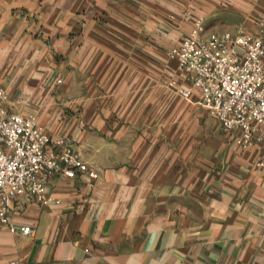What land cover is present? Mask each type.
<instances>
[{
  "label": "crops",
  "instance_id": "0c3cea01",
  "mask_svg": "<svg viewBox=\"0 0 264 264\" xmlns=\"http://www.w3.org/2000/svg\"><path fill=\"white\" fill-rule=\"evenodd\" d=\"M222 2L245 21L258 0H0L5 105L71 135L99 174L16 200L0 264H264V143L243 148L163 81L188 13L236 30L206 23Z\"/></svg>",
  "mask_w": 264,
  "mask_h": 264
},
{
  "label": "built area",
  "instance_id": "2783aa9c",
  "mask_svg": "<svg viewBox=\"0 0 264 264\" xmlns=\"http://www.w3.org/2000/svg\"><path fill=\"white\" fill-rule=\"evenodd\" d=\"M186 16L192 29L167 51L177 68L163 81L204 107L226 132H235L243 148L264 143V12L256 15L255 31H208L203 16ZM6 98L0 88V228L9 224V208L22 196L43 203L54 200L46 196L49 177L99 176L71 135L53 134L35 115L11 111ZM256 167L264 171V152ZM21 231L32 234L35 229L25 226Z\"/></svg>",
  "mask_w": 264,
  "mask_h": 264
},
{
  "label": "rangeland",
  "instance_id": "374dc122",
  "mask_svg": "<svg viewBox=\"0 0 264 264\" xmlns=\"http://www.w3.org/2000/svg\"><path fill=\"white\" fill-rule=\"evenodd\" d=\"M257 1V0H254ZM262 2V0H258V2L253 3L255 4V8H257L256 10L254 9V12L252 13V17L250 19H247L245 21H243L244 19L241 16V13L238 12L235 7L230 4V3H220L218 5H215V9L212 12H209L207 15L208 19H207V24L208 25H213V24H217V25H221V26H234L233 28H235L236 30L239 28H243L245 30H251L247 28V25L249 22L251 21H255L256 20V15L259 12H264L261 10H258V3ZM210 7H212L213 5H209ZM250 20V21H249ZM240 23V24H239ZM249 24H253L252 22Z\"/></svg>",
  "mask_w": 264,
  "mask_h": 264
}]
</instances>
